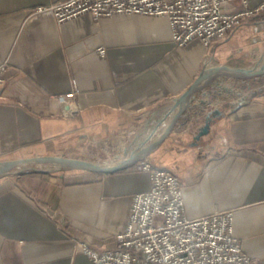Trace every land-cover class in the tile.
Returning a JSON list of instances; mask_svg holds the SVG:
<instances>
[{
    "label": "crops",
    "instance_id": "obj_1",
    "mask_svg": "<svg viewBox=\"0 0 264 264\" xmlns=\"http://www.w3.org/2000/svg\"><path fill=\"white\" fill-rule=\"evenodd\" d=\"M56 1L0 0V64L8 65L0 161L89 130L101 134L98 149L111 156L107 163L123 160L154 131L148 143L163 133L175 102L203 72L264 64V12L224 41L206 46L195 39L178 49L164 17L94 21L85 14L57 24L50 12H32ZM262 3L248 0L250 8ZM261 84L264 76L215 80L147 158L180 179L190 219L233 212L249 264H264V94L238 108L223 105ZM215 110L223 115L197 139V116ZM150 185L149 174L134 165L111 174L43 169L1 177L0 264H90L80 243L89 237L94 249H113L133 195Z\"/></svg>",
    "mask_w": 264,
    "mask_h": 264
},
{
    "label": "built area",
    "instance_id": "obj_2",
    "mask_svg": "<svg viewBox=\"0 0 264 264\" xmlns=\"http://www.w3.org/2000/svg\"><path fill=\"white\" fill-rule=\"evenodd\" d=\"M59 0L32 9L34 13L50 12L57 24L88 14L94 21L117 15L164 17L168 20L172 42L185 47L198 39L209 46L224 41L236 28L264 12V3L250 8L248 0ZM104 57L106 49H97ZM7 63L0 64V98L7 85ZM264 84L249 87L256 90ZM76 92L66 95L65 103ZM207 111L197 116L193 131L202 128ZM137 171L150 176V188L133 195L128 222L123 233L115 237V247L96 250L88 244L80 247L90 264H249L234 234L232 211L190 219L186 212L180 179L149 160L135 165Z\"/></svg>",
    "mask_w": 264,
    "mask_h": 264
},
{
    "label": "water",
    "instance_id": "obj_3",
    "mask_svg": "<svg viewBox=\"0 0 264 264\" xmlns=\"http://www.w3.org/2000/svg\"><path fill=\"white\" fill-rule=\"evenodd\" d=\"M264 76V64H262L258 69L250 70H240L231 69L226 66L215 67L203 72L194 83L185 91L181 97L175 102L172 107L171 113L174 112L170 121L167 123L163 133L155 139L154 142L148 143V141L154 136L155 131L148 137V139L143 143V146L134 151L129 157L112 162V163H97L77 158L60 157V156H41V157H26L22 159H13L0 161V178L10 175H19L27 170H52V169H69V170H80L89 171L99 174H111L115 172L127 169L136 163L145 160L149 157L150 153L157 148L173 131V128L184 115L186 110L189 108L193 97L201 92L203 89L207 88L215 80L223 77H230L239 80H249ZM264 94V86L259 87L256 90H252L245 94L243 97L239 98L236 102L225 103L223 109L227 108H238L244 103H246L250 98L257 95ZM223 115V111L215 110L207 113L205 117V125L198 131L197 139L205 135L209 131L210 123L214 119L219 118ZM93 130H89L86 133L91 136ZM85 134H75L74 137H67L66 140L70 144L72 142H77L82 139ZM46 165V167H42Z\"/></svg>",
    "mask_w": 264,
    "mask_h": 264
},
{
    "label": "rangeland",
    "instance_id": "obj_4",
    "mask_svg": "<svg viewBox=\"0 0 264 264\" xmlns=\"http://www.w3.org/2000/svg\"><path fill=\"white\" fill-rule=\"evenodd\" d=\"M83 134L85 135H83L82 139L78 140L76 143L72 142L69 144L65 138H64L65 140L59 139L55 142L49 143V145L46 147L45 150L43 148H38V150L35 151L34 153L32 152L29 155H25V156L14 154L12 156L5 157L4 161L13 160V159H22L26 157L60 156V157L77 158V159H82L97 163H107V160H109L111 156L109 157V155L100 152L98 149V147H100V141L102 138L100 136L101 134H98V132L91 136H89L86 132H84ZM42 167L44 168L46 167V165H43ZM33 171L36 170L32 169V170H27L26 172H33ZM86 238L89 239V237ZM86 238L84 239V241L86 240Z\"/></svg>",
    "mask_w": 264,
    "mask_h": 264
}]
</instances>
